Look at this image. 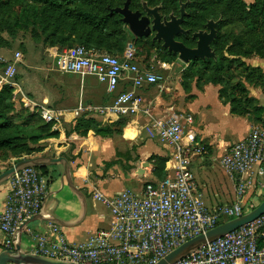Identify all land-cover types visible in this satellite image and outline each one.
<instances>
[{"label": "built area", "instance_id": "built-area-1", "mask_svg": "<svg viewBox=\"0 0 264 264\" xmlns=\"http://www.w3.org/2000/svg\"><path fill=\"white\" fill-rule=\"evenodd\" d=\"M19 59L18 52L10 58L0 55V88L10 87L15 104L53 125L58 121V113L45 102L30 100L15 82ZM57 70L81 79L91 77L112 96L105 106L79 104L77 109L83 113L117 120L136 115L147 117L149 136L172 149L167 161L173 163L172 174L147 182L139 193L124 190L106 197L92 190L93 201L103 204L113 221L84 242L69 243L55 223L39 232L23 226L32 240L30 253L79 264H155L220 221L244 214L250 203L246 198L248 190L257 187L260 192L264 188V124L251 127L246 137L228 147L223 158L222 166L233 184L235 201L208 209L189 168L195 157L207 154L205 146L191 135L186 137L188 121L174 111H169L164 119L153 118L154 100H147L138 92L148 87L163 90L156 71L138 65L131 49L119 58L83 47L64 51L58 57ZM121 85L127 89L118 92ZM7 182L6 204L0 213L4 250L12 249L19 227L41 212L47 196V181L35 167L15 171ZM174 264H264V214Z\"/></svg>", "mask_w": 264, "mask_h": 264}, {"label": "crops", "instance_id": "crops-1", "mask_svg": "<svg viewBox=\"0 0 264 264\" xmlns=\"http://www.w3.org/2000/svg\"><path fill=\"white\" fill-rule=\"evenodd\" d=\"M243 1L246 4L253 2V0ZM83 86L86 102L84 101L83 105L80 102L82 106H105L111 102L112 96L106 94L104 87L95 79L86 81ZM125 87L127 86L121 85L119 89ZM152 88H141L138 92L143 98L154 100L153 118L164 119L169 111H174L187 119L186 137L193 136L196 142L207 145L209 148L207 152H211L207 154L205 167L209 166L210 156H221L227 147L246 137L251 129V124L245 118L231 115L228 105L220 102L217 86L205 84L197 88L193 81L188 92L178 85V89L172 88L173 94H167L165 97L149 96ZM95 92L97 95L92 94ZM41 102L48 104L50 99L44 95ZM160 105L163 108H159ZM55 111L58 113V121L52 125L51 130L57 131L59 136L41 140L38 143L40 152L24 155L21 158L12 157L6 161L0 160V172L25 158L52 156L63 158L68 164L66 172L60 163L41 166L46 167L50 174L58 173V176L55 179L50 178L51 176L45 177L48 185L43 208L26 227L31 231L39 232L47 230L49 223H55L65 239L69 243L76 244L84 242L97 230L108 228L113 221L108 209L100 202L93 201L92 190L96 189L106 197L115 196L124 190L139 193L144 184L157 180L152 173L153 166L147 162V159L156 155L168 161L172 149L149 136L147 129L149 120L143 115L123 118L126 120V125L122 128V133L111 138H100L90 132L86 137H79L74 133L66 136L64 131L77 117L84 114L86 118L94 119L101 127L110 126L120 118L117 120L87 114L77 108ZM26 116L15 112L13 118L17 122H22L27 120ZM195 159L189 164L191 172ZM112 161L116 163L111 166L105 165ZM144 163H147V166H144ZM172 164L166 162V175L172 174L170 170ZM249 177L251 178L252 175ZM195 180L206 208L213 209L235 201L233 184L222 169L221 173ZM7 184V180L0 184V213L6 204ZM261 194L262 190L259 192L257 187L251 188L246 198L250 202L257 201ZM3 240L4 235L0 232V252L4 250L1 247ZM19 245L22 250H29L32 246L31 238L23 230Z\"/></svg>", "mask_w": 264, "mask_h": 264}, {"label": "trees", "instance_id": "trees-1", "mask_svg": "<svg viewBox=\"0 0 264 264\" xmlns=\"http://www.w3.org/2000/svg\"><path fill=\"white\" fill-rule=\"evenodd\" d=\"M23 3L26 7L20 15L25 26L29 23L39 27L42 41L49 45L61 44L66 48L83 47L111 56L121 54L126 43L137 48L146 45L155 47L161 45L152 40L153 33L148 37L135 38L122 23V17L113 10L121 8L128 1V9L132 12H141L138 0H14ZM150 8L160 6V16L172 13L179 17V4L186 0H145ZM5 8V5L0 6ZM185 15L181 29L186 34H178L174 40L181 42L187 48H194L193 33L204 30L210 20L217 21L216 35L210 43L214 59H196L189 62L183 69L181 87L185 92L195 82L197 88L205 84L219 86L218 98L223 105H228L229 113L236 117L245 118L248 122L263 125L264 107L255 98L248 96V90L242 81L229 84L228 80L236 71L245 75L244 81L250 83V78L263 77L258 68H250L243 64L240 58L252 54L264 59V0H253L245 4L242 0H188L184 6ZM30 13L31 20L27 19ZM143 14V13H142ZM4 23V24H2ZM16 23V20H15ZM238 23L246 30L243 36L225 34L224 27ZM6 23L0 20V26ZM259 29V30H258ZM261 31V32H259ZM4 40L0 38V43ZM161 47V46H160ZM156 48V47H155ZM163 50L167 61H176L175 53ZM137 54V53H136ZM235 60H228V57ZM242 71V72H241ZM26 110V109H25ZM15 106L12 101V90L8 86L0 88V160L21 158L41 151L38 143L41 140L56 138L59 133L51 130L52 123H44L36 114L27 110V120L17 122L14 120ZM126 120L120 118L110 126L101 127L92 118L80 115L65 129L64 134H76L86 137L92 133L96 137L111 138L122 133ZM17 162V161H16ZM147 162L153 166L152 173L157 180L166 177V158L152 155ZM116 161L106 163L114 165ZM44 178L51 176L55 179L58 173L47 171L46 167H35ZM48 185V182H47ZM233 219V218H231ZM220 221L217 225L226 222ZM216 225V226H217Z\"/></svg>", "mask_w": 264, "mask_h": 264}, {"label": "rangeland", "instance_id": "rangeland-1", "mask_svg": "<svg viewBox=\"0 0 264 264\" xmlns=\"http://www.w3.org/2000/svg\"><path fill=\"white\" fill-rule=\"evenodd\" d=\"M117 2L118 0H114V3ZM138 2L140 3V8L142 10L141 13H143V15L146 14L145 9H152L147 5L145 0H138ZM186 3H188V0H186L185 3L179 4V13H180V8L181 7L184 8ZM2 5H5L6 9L0 8V20H2V22H5L6 25L0 26V38L4 40L3 43H0V55H4L10 58L15 52H18L20 54V59L16 66V75L14 80L20 86L26 97H28L30 100H33L35 102H41L42 97L46 95L50 99L48 106L52 110L76 109L80 102H82L83 105L85 101L83 84L86 83V81L88 80H94V79L91 77H85L81 79L78 76L62 73L57 70L58 57L64 51L70 49L61 46V44L59 43L55 45H49L47 43H44L42 41V37L38 36L40 34L38 26H35L30 23L27 26H25L23 18L20 15L22 9L25 10L26 8L23 3H15L14 0H0V6ZM154 8L158 9V13L161 10L159 5ZM171 16L176 17L172 13L168 14V16L166 17L163 15H161L160 17L161 19L169 20ZM27 19L29 21L31 20L30 13L27 15ZM219 21L220 20L218 19L217 21H213V22L218 23ZM125 27L128 30V27L126 25ZM259 29L263 30L264 25L262 24L259 25ZM222 32L225 34H231V36L234 35L243 36L244 33H246V30L243 28L242 25L238 23H234L232 25L224 27V29H222ZM152 40L155 41L153 39V36H152ZM155 42L161 43V45H155L156 47L155 48V47H150V45L147 43L146 45L141 46V48H137L136 46H133V44L131 43H126L122 53L116 56L122 58L125 50L127 49L133 50L135 53V61L137 62L138 65H142L146 68L153 69L161 77L160 82L163 86V90L161 92H158L153 87L152 90L149 91L150 94L149 96L165 97L167 94H173L174 90L172 88L175 87L178 89V85L180 86V88H182L181 82H182L183 69L186 66L178 59H176V61L173 62L167 61V59L163 57L164 53L162 49L164 48L162 47V42L161 41L159 42L155 41ZM227 57L228 60L236 61V59L233 57L230 56ZM239 60H241L243 64L247 67L258 68L263 77L257 78L256 73H254L253 76L250 78V83H248L244 81L245 75L236 71L235 74L230 75L231 77L228 80L229 84H234L236 82L242 81L248 90V96L255 98V100H257L261 106H264V59L260 58L256 54H252L246 58H240ZM0 76H1V70H0ZM217 87L219 89V86ZM171 89L173 90L172 93H170ZM125 90L126 87L119 89L118 92ZM92 94L97 95L96 92ZM255 95L259 99H257ZM14 106H15L14 112H17L20 115L28 114L27 111L19 104H15L14 102ZM159 108H163V107L160 105ZM263 120H264V115H263ZM249 123L251 124V127L258 126L256 123L253 122H249ZM186 126L187 125L185 124V127ZM205 149L209 151L207 145H205ZM227 149L228 147L219 157H216L215 155L210 156L211 161L209 162L208 167H205L204 164L207 160V154L209 152H207V154H202L201 156H197L196 159L194 158L195 160L192 163L193 166L192 173L194 177L198 180L203 177H208L214 173L215 174L221 173V169L224 172L222 161L224 156L226 155ZM263 198H264V188L262 189V194L259 200L252 201L248 205H246V207L244 208L245 211L244 213H247L253 208H255L263 200Z\"/></svg>", "mask_w": 264, "mask_h": 264}, {"label": "water", "instance_id": "water-1", "mask_svg": "<svg viewBox=\"0 0 264 264\" xmlns=\"http://www.w3.org/2000/svg\"><path fill=\"white\" fill-rule=\"evenodd\" d=\"M113 11L122 17V23L128 27V30L135 38L148 37L153 33V39L158 42L161 41L162 47L168 52L175 53L177 59L183 64H188L196 59H214V54L210 49V43L216 35L217 22L208 21L205 25V30L192 34V38L196 39L195 46L194 48H187L181 42L174 40L176 35L186 34V32L181 29V23L185 15L183 7L180 8L179 17L171 16L169 20L161 19L157 8L145 9V15L139 11L132 12L128 9V1H126L121 8H116ZM56 163L62 164L64 172H66L68 164L63 158H55L52 156L51 158L32 157L18 160L12 164V166L3 172H0V184L6 181L15 171L28 167H41ZM143 165L147 166V163H144ZM263 214L264 198L249 212L244 213L237 218L223 222L210 230L183 242L163 258L159 259L155 264H174L194 251L213 243L249 223H252ZM34 216L24 221L19 227L14 238L12 249L2 250L0 252V264H79L48 258L21 249L19 239L22 227L27 225Z\"/></svg>", "mask_w": 264, "mask_h": 264}]
</instances>
